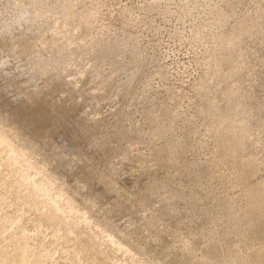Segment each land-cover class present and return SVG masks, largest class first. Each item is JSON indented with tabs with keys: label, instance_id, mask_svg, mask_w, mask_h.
Wrapping results in <instances>:
<instances>
[{
	"label": "rangeland",
	"instance_id": "1",
	"mask_svg": "<svg viewBox=\"0 0 264 264\" xmlns=\"http://www.w3.org/2000/svg\"><path fill=\"white\" fill-rule=\"evenodd\" d=\"M0 131V264H264V0H0Z\"/></svg>",
	"mask_w": 264,
	"mask_h": 264
},
{
	"label": "bare ground",
	"instance_id": "2",
	"mask_svg": "<svg viewBox=\"0 0 264 264\" xmlns=\"http://www.w3.org/2000/svg\"><path fill=\"white\" fill-rule=\"evenodd\" d=\"M7 140H8V139H7V136L4 134V132L0 131V142H1V143H6ZM4 158H6V157H4ZM5 162H6V163H5L6 165L9 164V166H10L11 163H12V160L8 157V158L6 159ZM45 185H46V183L31 188V190H30L29 192H27L26 195H24V198H25L26 200H32L33 198H35L36 196H38L40 193L43 192V190H44V188H45ZM47 217H48V219H53V215H52V214H51V215H47ZM46 219H47V218H46ZM18 233H19V232H18ZM18 236H19V237H23L22 233L19 234ZM0 246H1V245H0ZM24 246H25V245H23V243H22V244L19 245L18 248H16V249H18V250L16 251L15 255H13V257H12L11 260H12L13 262H15V263L19 262L20 264H34V263H30V262L28 261V259H27L28 251H26L27 248L25 249ZM28 257H29V256H28ZM8 259H9V258H8Z\"/></svg>",
	"mask_w": 264,
	"mask_h": 264
}]
</instances>
